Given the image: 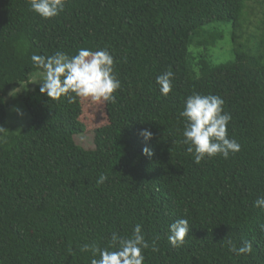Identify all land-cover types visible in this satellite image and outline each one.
Masks as SVG:
<instances>
[{
    "label": "trees",
    "instance_id": "trees-1",
    "mask_svg": "<svg viewBox=\"0 0 264 264\" xmlns=\"http://www.w3.org/2000/svg\"><path fill=\"white\" fill-rule=\"evenodd\" d=\"M248 1L67 0L45 20L27 0H0V264H90L81 245L106 247L113 231L130 236L137 223L150 243L160 237L145 264H264V210L253 206L264 195V32L245 38ZM213 23L230 24L222 61L200 50L219 38L204 31ZM105 46L122 87L115 103H103L92 149L73 138L95 103L51 100L40 84L21 96L30 122L13 129L5 96L40 71L33 53ZM169 69L174 87L164 97L155 78ZM193 92L224 99L239 152L194 163L177 119ZM102 173L108 179L97 184ZM177 218L191 230L174 248L167 235ZM228 239L251 241L252 254L229 252Z\"/></svg>",
    "mask_w": 264,
    "mask_h": 264
},
{
    "label": "clouds",
    "instance_id": "clouds-1",
    "mask_svg": "<svg viewBox=\"0 0 264 264\" xmlns=\"http://www.w3.org/2000/svg\"><path fill=\"white\" fill-rule=\"evenodd\" d=\"M29 10L42 19L55 18L65 10L67 0H27ZM31 61L40 69V92L51 100L59 101L65 97L69 103L78 98H89L98 103H115L116 93L122 84L115 71L116 60L107 46L92 50L82 47L76 54L57 50L51 55H31ZM175 73L169 69L155 78L161 96L167 97L173 90ZM224 99L216 94L193 92L184 100V106L177 119L183 120L182 139L180 143L187 145V153L194 158V163L200 164L205 159L222 156L227 159L230 154L240 151L241 145L235 137H230L228 125L232 119L231 113L224 110ZM16 111L22 115L19 109ZM4 128L0 127V132ZM145 140L152 137L150 130L143 129L140 133ZM144 154L151 156V150L146 146ZM108 177L100 174L97 184H103ZM253 206L264 210V195L253 201ZM264 233V223L260 224ZM189 221L177 218L168 225L167 240L174 248L182 247L185 237L190 233ZM156 236L151 243L146 239L143 225H134L130 236H122L113 231L106 247L98 242L85 243L80 246L82 253H90V264H145L144 251L151 248L159 251ZM229 252L236 256L250 255L253 243L244 241L239 247L233 240L226 241Z\"/></svg>",
    "mask_w": 264,
    "mask_h": 264
},
{
    "label": "rangeland",
    "instance_id": "rangeland-1",
    "mask_svg": "<svg viewBox=\"0 0 264 264\" xmlns=\"http://www.w3.org/2000/svg\"><path fill=\"white\" fill-rule=\"evenodd\" d=\"M243 28L246 32L245 38L255 34L260 36L264 32V0H249L244 15ZM204 31L213 32L219 36L215 45H209L207 48L201 47L200 50L205 51L212 58L222 61L230 57L231 43H230V24L213 23L204 28ZM192 50V47H190ZM40 71H33L30 74L28 82L19 83V86L9 90L5 96L6 115L8 123L16 131L20 130L30 122V116L22 102V95L33 89V87L40 82H37L41 77ZM85 102H93L89 98ZM90 107L83 112L82 122L85 125V131L74 135V141L79 146L85 149H92L94 147V133L93 130L106 123L103 104L93 102ZM87 106V105H85ZM16 109L22 113L19 114Z\"/></svg>",
    "mask_w": 264,
    "mask_h": 264
}]
</instances>
